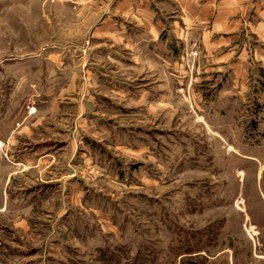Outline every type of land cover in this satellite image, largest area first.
<instances>
[{
    "label": "rangeland",
    "instance_id": "rangeland-1",
    "mask_svg": "<svg viewBox=\"0 0 264 264\" xmlns=\"http://www.w3.org/2000/svg\"><path fill=\"white\" fill-rule=\"evenodd\" d=\"M107 7L0 0V264H264V67L128 69Z\"/></svg>",
    "mask_w": 264,
    "mask_h": 264
},
{
    "label": "crops",
    "instance_id": "crops-1",
    "mask_svg": "<svg viewBox=\"0 0 264 264\" xmlns=\"http://www.w3.org/2000/svg\"><path fill=\"white\" fill-rule=\"evenodd\" d=\"M86 1L94 3L101 0ZM107 2L113 4V7H107L102 12L107 19L134 23L133 32L125 29L108 33L115 42L110 45H119L125 50L128 69L143 70L151 61L160 68L165 67L167 71L177 70L182 67L184 56L198 53L210 74L218 77L220 84L216 94L219 98H232L239 97L244 91L248 69L264 67V0ZM124 27H127L126 24ZM226 73L229 79L224 76ZM107 76L109 84H120L117 88L123 98H129L133 88L131 86L138 85L134 78L123 77L121 74ZM220 76L227 81L222 83ZM138 91L139 98H156L145 90ZM83 112L79 109L77 115L83 117ZM100 116L94 115L93 121L99 122ZM94 122L90 124L94 126Z\"/></svg>",
    "mask_w": 264,
    "mask_h": 264
}]
</instances>
